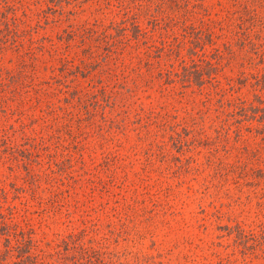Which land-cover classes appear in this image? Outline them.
<instances>
[{"label":"rangeland","instance_id":"rangeland-1","mask_svg":"<svg viewBox=\"0 0 264 264\" xmlns=\"http://www.w3.org/2000/svg\"><path fill=\"white\" fill-rule=\"evenodd\" d=\"M1 190L6 264H264V0H0Z\"/></svg>","mask_w":264,"mask_h":264},{"label":"trees","instance_id":"trees-1","mask_svg":"<svg viewBox=\"0 0 264 264\" xmlns=\"http://www.w3.org/2000/svg\"><path fill=\"white\" fill-rule=\"evenodd\" d=\"M0 196L5 197V192H3V190L0 191ZM0 206H1V203H0ZM7 222H6V219L3 217V214L0 212V235L3 236L5 241H7V243L4 244V246L6 247L4 249V251H7V249H8L7 245L10 243L9 242L10 241L9 235L14 237V239H15V243L10 244L11 246H14V247H17L18 243H20L21 240L23 241V243H25V241H27V238L24 237V235H23V230L22 229H16V227L13 226V225H16L15 222H11V221L10 222L7 221ZM10 229L13 231H11ZM23 249H24V246H23ZM23 249L21 248V251ZM26 251L28 252V249L27 250L24 249L22 253L15 254V256L17 258L15 260H13L12 263L19 264V262H20V264H24L23 261L26 259H29L28 264H43L41 260L37 261L33 255H30V253H26ZM85 252H86L85 249L82 248L80 250V255H81L80 257H82L83 253H85ZM2 260H3V257L0 255V264H6V261H2ZM26 263L27 262H25V264Z\"/></svg>","mask_w":264,"mask_h":264}]
</instances>
